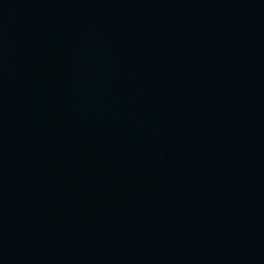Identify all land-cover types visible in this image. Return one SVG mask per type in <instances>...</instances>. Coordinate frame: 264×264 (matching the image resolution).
Returning a JSON list of instances; mask_svg holds the SVG:
<instances>
[{"label": "water", "instance_id": "95a60500", "mask_svg": "<svg viewBox=\"0 0 264 264\" xmlns=\"http://www.w3.org/2000/svg\"><path fill=\"white\" fill-rule=\"evenodd\" d=\"M0 264H264V0H0Z\"/></svg>", "mask_w": 264, "mask_h": 264}]
</instances>
